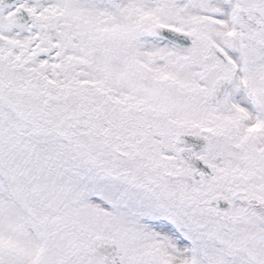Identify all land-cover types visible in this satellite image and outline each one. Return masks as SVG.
<instances>
[{"label":"snow or ice","instance_id":"snow-or-ice-1","mask_svg":"<svg viewBox=\"0 0 264 264\" xmlns=\"http://www.w3.org/2000/svg\"><path fill=\"white\" fill-rule=\"evenodd\" d=\"M0 264H264V0H0Z\"/></svg>","mask_w":264,"mask_h":264}]
</instances>
